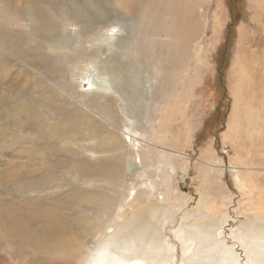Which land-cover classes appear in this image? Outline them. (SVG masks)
I'll return each mask as SVG.
<instances>
[{
	"label": "rangeland",
	"instance_id": "374dc122",
	"mask_svg": "<svg viewBox=\"0 0 264 264\" xmlns=\"http://www.w3.org/2000/svg\"><path fill=\"white\" fill-rule=\"evenodd\" d=\"M65 1L54 0L55 4H63L58 7V23H54L60 48L54 52L45 48V54L56 60L46 72L31 68L25 78L12 53L0 48V61H6L0 62V127L11 123V108L19 104L22 109L15 113L16 128L26 131L23 139L32 137V144L27 140L23 151L37 155L34 152L40 147L44 155L38 160L57 153V161H87L96 167L102 166L106 155L117 156L121 157L120 170H112L111 185L95 178L81 179L76 171L68 174L66 168L56 170L61 177L39 192V185L30 176H21L22 180L17 176L13 183L18 190L7 180L16 170L28 169L24 165L27 153L14 156L11 143L0 144V264H79L87 253L83 239H90V235L97 238L101 232L111 235V225L121 223L122 214L129 210H164L165 227L170 225V210L179 220L195 210L205 214L224 212L229 217L224 225L226 234L245 221L244 212L264 210V121L258 132L247 134V127L242 125L240 134L227 135L238 80L242 82L240 87H248L249 82L245 71L240 74L243 64L237 61L238 56L240 61L245 53L251 56L249 69L259 73L264 87V21H259L264 3L196 0L205 8L206 20L200 16L203 31L173 90L165 94L158 93L167 84L162 73L164 60L156 49L147 48L142 56L137 39L144 32L138 30L130 14L117 32L129 40L126 49H120V37L112 41L111 32L106 33L101 26L92 28V22L67 20ZM29 2L6 0L13 12L25 9ZM259 25L263 30L258 32ZM111 26L115 28V24ZM21 28L26 32L29 22H21ZM200 52L202 57H198ZM114 54L124 63L118 73H110L104 63ZM36 82L42 93L37 91ZM262 88L257 95L249 93L243 100L246 105L252 104L256 120H264ZM40 96L54 102L43 104L38 101ZM31 107L32 112L28 109ZM28 122L33 124L31 127L43 128L49 140L44 142L31 135V128L26 130ZM90 123L97 128L90 129ZM99 125H107L121 137L120 145L111 146V154L101 153L104 147L99 138L94 139L102 128ZM53 161L51 158L50 163ZM49 166L46 175L53 170ZM70 166L75 169L73 164ZM32 169H28L32 180L43 179ZM82 192L111 195L109 206L100 208L111 210V214L83 213L68 207L67 201ZM67 253L77 257L74 263L67 261Z\"/></svg>",
	"mask_w": 264,
	"mask_h": 264
},
{
	"label": "bare ground",
	"instance_id": "6f19581e",
	"mask_svg": "<svg viewBox=\"0 0 264 264\" xmlns=\"http://www.w3.org/2000/svg\"><path fill=\"white\" fill-rule=\"evenodd\" d=\"M51 1L52 4L50 3ZM51 1L44 0L41 2V0H30L29 5L25 9L13 12L9 8L8 3H6V0H0V48L6 49L12 53L14 60L23 68L25 78L26 72L28 73V70L31 68H35L44 73L47 71L48 67L56 61L51 60L50 56L45 54V48H50V50H52L51 52L60 48L59 45L56 44L58 41V33L54 23H58V18L61 16L59 15L61 12L59 13L58 7L63 4L60 2L55 4L54 0ZM256 3L262 4L264 0H256ZM197 4L201 8H198ZM65 5L68 9L66 13L67 20L72 23L92 22V28L98 25L101 26L102 30L106 31V33L111 32L110 36L112 41L115 40L114 38L117 36L120 37L117 42L120 49H126L125 45L129 40H124V35H120L121 33L117 35V32H119V26L126 19L127 14H130L132 20H135V23L137 22L139 25L138 30L144 32V34L139 32V39H137L138 44L140 41L142 45L139 48L142 56L147 48L156 49L160 52L159 54H161L159 58L164 60V62H162V73L166 76L167 84L159 88L158 93L164 92L165 94L173 90L175 80L181 76L183 70L187 66L186 63L192 54L195 40L200 36L201 29L203 31L204 21L201 22L200 16L206 20L204 16L205 8L196 0H87L86 2L66 0ZM25 21L29 22V28L26 32L21 28V22ZM111 21H114V23L112 22L113 25L115 24V28L113 29H111L112 24L109 25ZM259 21H264V14ZM59 22L61 21L59 20ZM262 30L263 28L259 25L257 31L259 32ZM87 33H89V31ZM107 39L110 41V38ZM29 40H31L32 43ZM23 41L24 44H21ZM25 44L27 47L24 46ZM24 47L27 51H25L26 53L23 52ZM241 49L243 48H240V50ZM202 54L203 52H200L198 57H202ZM243 58L244 60L240 61L239 56L237 57V61L243 64L240 74L245 71L246 76L249 78V82L248 87H240L242 82L238 80L237 92L232 95L233 106H235L233 109L235 111L231 115L227 127L228 136L234 132L240 134V127L242 125L247 127L245 130L247 134L258 132L261 129V122L264 121L263 119L256 120L255 113L257 112H254L251 103L250 105L243 103L244 97L249 93V96L253 97V95L257 93V90L262 88L263 82L258 72L252 73L249 69V59L251 56L245 53L242 55L241 59ZM119 61L120 59L117 54H114L113 57L109 56L108 60L104 61V63L106 62L105 67L110 73L111 70L112 72L118 73L124 69V63L121 61L119 63ZM0 62L6 63L5 60H1ZM111 62L113 65H111ZM116 63L119 65L111 69V66H115ZM247 65L248 69H246ZM29 79H32L31 76H29ZM251 80L255 84L251 83ZM188 84L189 83H187V85ZM36 85L37 91L42 93V91H40L41 85L38 82H36ZM186 88L185 85L183 91H185ZM262 90L264 91V87ZM1 101L3 100L1 99ZM38 101L43 104H45V102H48V104L49 102H54L52 98H47L45 100L44 96L43 98L40 96ZM239 104H241V107H237ZM18 105L17 107L16 105H14V107L10 106L13 110H10L11 113H9V121H11V123H8L9 125L4 124V126L0 127V144L1 146H5L7 145L6 141H8L9 144L11 143V145L15 147L14 156L26 155L27 153V159L24 164L25 167L28 169L33 167V173H38L35 176L42 175L43 179L39 181L32 180L33 176H31L28 173V169H26L23 171L24 173L16 170L7 181L11 180L13 183V180L17 176L22 180L21 176L28 175L31 181L37 182L39 185V192L40 190H44L45 185L47 186L51 180L53 181L54 178L61 177L59 171L56 170L66 168L68 174L76 171L81 179L95 178L111 185L112 170H120L119 164H121V157H111L106 154H111V146L117 147L122 143V140L118 134L116 135L113 131L111 132L109 130L110 127L107 125H99L102 128L94 138H99L98 142L104 147V149L101 148L100 152L106 155L101 167H96L94 165L95 163L93 164L87 161H81L77 164L74 162L69 163L68 161H57V153L56 155H52L51 158L54 161L50 163L51 158L44 161L38 160L44 155L40 147L39 150L36 149L34 152L37 153V155L30 153V151L27 152L22 150L27 140H29V144H32V137L29 135V139L27 137V139H23L22 135L26 131H19L16 128L17 114L19 111L21 112L22 109ZM259 106L260 105H258V107ZM24 109L22 110L23 112L25 111ZM28 109L32 112V107ZM33 110L36 111L35 108H33ZM15 113L17 114L15 115ZM68 119L73 120L72 117H68ZM240 121L242 122L241 124ZM31 126H33V124L28 122L26 130L28 131L29 128H31L28 131L31 135L37 136L44 142L49 140V136L42 131L43 128L39 129ZM89 126L90 129H94L96 124L90 123ZM91 132H93V130H91ZM32 147L38 148V145ZM34 155H36V157H33ZM70 164H73L75 169H72ZM47 165L53 166V170H51L49 175H46V171H49L51 167L49 166L48 168L46 167ZM22 166L23 165L18 169H22ZM13 187L18 189L15 183H13ZM110 200L111 195L108 196V194L105 196L93 194L84 195L82 192L75 197L74 200H68L67 205L71 209L80 210V212L83 213L110 215L111 210L100 209L101 207H108ZM163 211L164 210L137 209L129 210L128 213L122 214L123 221L111 225V235L101 232L97 238L90 235V239H83L82 246H85L87 253L83 259H80L79 264H264V210L244 212L243 216L245 221L236 227L235 230H229L227 234L224 231V225L228 222L229 218L227 213L205 214L202 213L201 210H195V213H191V215L188 214L186 218L181 217L179 220L176 217L175 211L170 210V225L165 227L163 226L165 215ZM67 244L68 243L64 241V247H66ZM87 244H91L92 246L87 247ZM66 258L69 263H74L77 257L67 253Z\"/></svg>",
	"mask_w": 264,
	"mask_h": 264
}]
</instances>
